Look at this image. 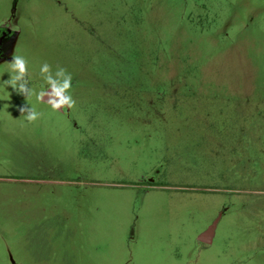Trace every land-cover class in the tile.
Returning a JSON list of instances; mask_svg holds the SVG:
<instances>
[{
    "label": "rangeland",
    "instance_id": "rangeland-1",
    "mask_svg": "<svg viewBox=\"0 0 264 264\" xmlns=\"http://www.w3.org/2000/svg\"><path fill=\"white\" fill-rule=\"evenodd\" d=\"M0 28V264H264V0H0ZM14 53L75 108L23 121Z\"/></svg>",
    "mask_w": 264,
    "mask_h": 264
},
{
    "label": "clouds",
    "instance_id": "clouds-1",
    "mask_svg": "<svg viewBox=\"0 0 264 264\" xmlns=\"http://www.w3.org/2000/svg\"><path fill=\"white\" fill-rule=\"evenodd\" d=\"M39 71L47 87L37 91L30 86L28 60L25 56L14 53L11 61L7 63L10 78L4 81V85L11 86L15 92L25 97L27 103L19 107V112L27 124L35 123L43 116V113L37 111L35 105L31 103L33 98L38 103L50 106L53 112H62L76 106V100L71 94L73 77L66 68L57 65L53 71L52 66L44 62Z\"/></svg>",
    "mask_w": 264,
    "mask_h": 264
},
{
    "label": "flooded vegetation",
    "instance_id": "flooded-vegetation-1",
    "mask_svg": "<svg viewBox=\"0 0 264 264\" xmlns=\"http://www.w3.org/2000/svg\"><path fill=\"white\" fill-rule=\"evenodd\" d=\"M14 35H15L14 31H12L11 29L0 28V54L2 56L5 55L4 45L8 40L13 39Z\"/></svg>",
    "mask_w": 264,
    "mask_h": 264
},
{
    "label": "water",
    "instance_id": "water-1",
    "mask_svg": "<svg viewBox=\"0 0 264 264\" xmlns=\"http://www.w3.org/2000/svg\"><path fill=\"white\" fill-rule=\"evenodd\" d=\"M47 99V98H45ZM215 227H216V224L213 225L209 230L208 232H206L205 234H203L201 237H200V240L202 242H206V243H211L212 241V233L213 231L215 230Z\"/></svg>",
    "mask_w": 264,
    "mask_h": 264
}]
</instances>
